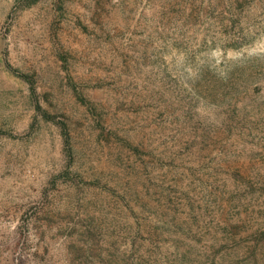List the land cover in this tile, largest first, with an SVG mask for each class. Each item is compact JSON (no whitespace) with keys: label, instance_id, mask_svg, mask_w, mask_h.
<instances>
[{"label":"rangeland","instance_id":"rangeland-1","mask_svg":"<svg viewBox=\"0 0 264 264\" xmlns=\"http://www.w3.org/2000/svg\"><path fill=\"white\" fill-rule=\"evenodd\" d=\"M0 264H264V0H0Z\"/></svg>","mask_w":264,"mask_h":264},{"label":"trees","instance_id":"trees-1","mask_svg":"<svg viewBox=\"0 0 264 264\" xmlns=\"http://www.w3.org/2000/svg\"><path fill=\"white\" fill-rule=\"evenodd\" d=\"M67 144H69V141L67 140Z\"/></svg>","mask_w":264,"mask_h":264}]
</instances>
